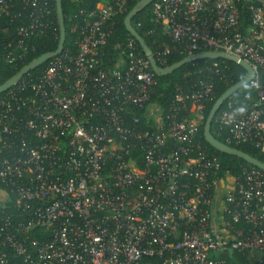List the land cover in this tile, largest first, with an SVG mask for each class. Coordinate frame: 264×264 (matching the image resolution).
Instances as JSON below:
<instances>
[{"label": "built area", "instance_id": "1", "mask_svg": "<svg viewBox=\"0 0 264 264\" xmlns=\"http://www.w3.org/2000/svg\"><path fill=\"white\" fill-rule=\"evenodd\" d=\"M12 1L0 0V33ZM51 1L29 0L16 47L44 33ZM124 5L78 9L76 52L0 96V264H240L234 252L264 264V171L219 177V159L197 137L212 83L178 93L192 117L146 113L156 126L140 128L133 110L156 85L149 61L128 37L104 65L105 24ZM152 13L173 42L189 39L188 56L222 52L251 66L255 95H231L213 122L227 141L264 151V0H154Z\"/></svg>", "mask_w": 264, "mask_h": 264}, {"label": "trees", "instance_id": "2", "mask_svg": "<svg viewBox=\"0 0 264 264\" xmlns=\"http://www.w3.org/2000/svg\"><path fill=\"white\" fill-rule=\"evenodd\" d=\"M63 12L65 40L62 52L74 54L76 52V37L77 26L81 22V17L76 15L78 9L93 10L98 0H60ZM140 0H125L124 10L119 11L113 15L105 24V27L111 28V33L107 39L104 50L103 63L105 66H110L113 59L120 53V48L124 45V41L131 37L128 33L124 20L131 9ZM10 16L2 20V25L7 26V31L0 33V84L5 83L14 75H16L25 65L38 57L39 55L54 51L59 39V26L56 15L55 0L51 1V13L48 16L50 24L45 29L44 33L33 35L28 38H22L23 42L16 47L20 36L16 34L17 28L26 26L31 23V15L34 12V7L31 6L29 0H13L11 3ZM242 14L246 17L248 13L241 9ZM15 14V17H13ZM132 26L136 29L138 34L144 39L147 46L150 48L157 64L161 67L169 66L181 59L187 57L184 52L189 44V39L184 38L182 41L173 42L162 29L153 21L152 3L138 11L131 19ZM11 43L12 47H8ZM168 53H164L165 49ZM12 49L15 54H23V58L8 63L4 59V55L8 50ZM139 51L142 53L140 47ZM196 54V52L194 53ZM52 59V57L50 58ZM49 59V60H50ZM48 60V61H49ZM48 61L44 62L39 67L31 70L27 76H36L45 67ZM217 64L214 67L213 64ZM156 85L149 91V101L143 108L133 110V113L139 117L140 128H155L154 119L147 117L146 109L149 105H154L158 108L159 113H191L187 118L193 116V112L189 111L190 102L186 103V108H180L181 103L176 99L180 91H187L192 87L197 86V83L202 81L212 83L214 98L204 104L203 121L199 124L197 137L202 141L205 151L210 155H215L220 161L218 175L219 177L228 174L231 177H236L241 174L243 169H257L249 165L244 160L225 153H221L214 147L210 146L203 137V126L205 119L215 102L228 88L242 80L246 76V71L237 63L230 60L219 59H196L188 62L170 74L158 75L155 74ZM5 92V91H4ZM0 93V96L4 94ZM250 93L253 96L254 92L248 87L243 86L239 88L233 97L244 93ZM22 113V112H19ZM211 132L213 135L232 147L242 150L245 153L264 162V151L254 147L251 143L236 144L232 141H227L228 130L226 128L218 129L216 124L212 122ZM0 153V158H1ZM0 188L4 187L0 185ZM233 257L240 264H249L247 256L238 252L233 253Z\"/></svg>", "mask_w": 264, "mask_h": 264}, {"label": "water", "instance_id": "3", "mask_svg": "<svg viewBox=\"0 0 264 264\" xmlns=\"http://www.w3.org/2000/svg\"><path fill=\"white\" fill-rule=\"evenodd\" d=\"M154 0H140L132 9L131 11L127 14L124 20L125 27L128 31V33L135 39V41L138 43L142 53L144 56L147 58L149 61L150 67L153 71V73L158 74V75H165V74H170L174 70L178 69L182 65L194 61L196 59H227L230 60L234 63H237L240 65L245 71H246V76L228 88L220 97H218L215 102L213 103L206 119L204 122L203 126V137L205 141L221 153H225L228 155H233L236 156L242 160H244L246 163L249 165H252L253 167H256L259 170L264 171V162L258 160L257 158L249 155L248 153L243 152L242 150H239L235 147H232L224 142H221L219 139H217L213 133L211 132V125L213 122V119L222 105V103L230 97L232 94H234L239 88L246 86L247 83L253 78L254 76V71L251 68V66L244 61L241 58L222 53V52H214V51H206L202 53H196L191 56H187L180 61H177L169 66L161 67L157 64L150 48L147 46L145 43L144 39L138 34L136 29L132 26L131 24V19L132 17L140 11L142 8L145 6L149 5L152 3ZM55 5H56V15L58 19V26H59V39H58V44L57 47L54 51H49L45 52L32 61H30L27 65H25L16 75H14L12 78H10L8 81H6L3 84H0V93L6 91L9 89L14 83H16L18 80H20L25 74L30 72L31 70L39 67L42 65L44 62L48 61L51 57L56 56L60 54L63 50V45H64V40H65V27H64V19H63V12H62V7H61V1L60 0H55Z\"/></svg>", "mask_w": 264, "mask_h": 264}, {"label": "crops", "instance_id": "4", "mask_svg": "<svg viewBox=\"0 0 264 264\" xmlns=\"http://www.w3.org/2000/svg\"><path fill=\"white\" fill-rule=\"evenodd\" d=\"M4 194L3 191L0 189V201L3 200ZM249 264H259L258 261V253L250 252L249 253Z\"/></svg>", "mask_w": 264, "mask_h": 264}, {"label": "rangeland", "instance_id": "5", "mask_svg": "<svg viewBox=\"0 0 264 264\" xmlns=\"http://www.w3.org/2000/svg\"><path fill=\"white\" fill-rule=\"evenodd\" d=\"M158 111H159L158 108L152 104L149 105L146 109V113H148V114L149 113H159Z\"/></svg>", "mask_w": 264, "mask_h": 264}]
</instances>
